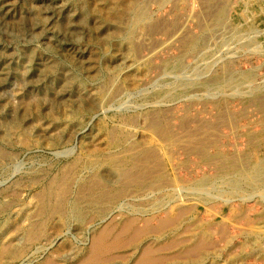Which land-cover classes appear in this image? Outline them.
Instances as JSON below:
<instances>
[{"label": "rangeland", "instance_id": "1", "mask_svg": "<svg viewBox=\"0 0 264 264\" xmlns=\"http://www.w3.org/2000/svg\"><path fill=\"white\" fill-rule=\"evenodd\" d=\"M94 2L0 0V264H264V0Z\"/></svg>", "mask_w": 264, "mask_h": 264}, {"label": "bare ground", "instance_id": "2", "mask_svg": "<svg viewBox=\"0 0 264 264\" xmlns=\"http://www.w3.org/2000/svg\"><path fill=\"white\" fill-rule=\"evenodd\" d=\"M77 1V0H76ZM79 1V0H78ZM149 1V0H148ZM147 0H145V2H148ZM160 1V0H159ZM96 2V1H95ZM94 2V5H93V8L92 9H89V10H91L92 12H93V14L95 15V17H96V21H97V24H98V26L99 27H102L103 25H105V24H107L109 27H108V37L109 36H111V37H117V38H124V37H126L127 36V34L129 33V32H131V30H132V27L134 26V24H136V23H138V22H140V21H143L144 19H145V14H144V12L141 10V5H142V3H144V0H103V4H101V5H99V4H97V3H95ZM201 3V2H200ZM147 4V3H146ZM210 6V5H209ZM208 6V7H209ZM67 7V6H66ZM146 7H147V5H146ZM210 8V7H209ZM66 9V8H65ZM147 9V8H146ZM68 10V9H67ZM76 10V9H75ZM64 11V10H63ZM148 11V10H147ZM207 11V10H206ZM221 11V9H217L216 11H215V13H214V15H221L220 12ZM214 12V11H213ZM87 13H88V9L85 7V6H82L81 7V14H82V18L80 17V21L83 23V24H86V20H84L85 19V17L83 18V16L84 15H87ZM34 14V13H33ZM36 14V13H35ZM34 14V15H35ZM40 14H41V12H40ZM224 14V13H223ZM43 15V14H42ZM78 15V14H77ZM213 15V16H214ZM220 17L221 16H218V19H220ZM74 18V17H73ZM216 18V17H215ZM151 19V18H150ZM150 19H149V21H150ZM39 20V19H38ZM75 21L76 20H70L69 18L68 19H61V20H59L58 22H57V24L59 25V26H62L63 25V27H69L70 28V25H72L73 26V28L75 27V29H77V27H76V24H75ZM152 21V20H151ZM222 21V20H221ZM77 22V21H76ZM144 22H145V20H144ZM153 22V21H152ZM155 22V21H154ZM216 22V21H215ZM149 23V22H148ZM159 24L158 23V21L157 22H155L153 25H152V30L151 31H153V29H157V28H159V27H157V28H155L156 27V25L157 24ZM141 25H142V23H140ZM150 24V23H149ZM148 24V25H149ZM224 24V23H223ZM139 25V24H138ZM145 25H146V23H145ZM161 25V24H160ZM71 26V27H72ZM143 26V25H142ZM137 28V27H136ZM147 28V27H146ZM134 29V28H133ZM148 29V28H147ZM226 29V28H225ZM224 29V30H225ZM150 30V29H149ZM218 30V29H217ZM233 30V32H232V34H231V37H230V39H232V40H234L235 38H238L237 39V41H247L249 38H253V36H249V35H247L246 37H244L245 36V34H243V32H241V30H238V28H233L232 29ZM148 32V31H147ZM219 32V31H218ZM231 32V31H230ZM144 33V32H143ZM215 33V32H214ZM224 33V32H223ZM227 33V32H226ZM220 34H221V32H220ZM219 34V35H220ZM228 34V33H227ZM129 35H130V33H129ZM129 35H128V37H129ZM134 35H135V33H134ZM204 35V34H203ZM214 35V34H213ZM216 35V34H215ZM253 35V34H252ZM178 36V35H177ZM206 36V35H205ZM228 36V35H227ZM131 37H132V34H131ZM219 37V36H218ZM101 38V37H100ZM127 38V37H126ZM138 38V37H137ZM175 38H176V36H175ZM221 38V37H220ZM224 38V37H223ZM147 39V38H146ZM228 39V38H227ZM103 41V40H102ZM249 42V41H248ZM252 42V41H251ZM253 43H255V41H253ZM218 47V46H217ZM224 48V47H223ZM263 48V47H262ZM216 50V49H215ZM125 51V50H124ZM207 52V51H206ZM206 52H205V54H206ZM209 52V51H208ZM215 52V51H214ZM120 54V53H119ZM118 54V55H119ZM211 54V53H210ZM205 56V55H204ZM208 57V56H207ZM116 58V57H115ZM48 59V58H47ZM13 61V60H12ZM48 61V60H47ZM120 63L121 64H124L125 66H127V67H129V66H131L132 65V59L128 56V55H121L120 56ZM196 64V63H195ZM47 66H49V68L48 69H51L50 67L52 66L51 65V63L50 62H48L47 63ZM172 67H174V66H172ZM178 67H181L180 65L178 66ZM126 68V67H125ZM125 70V69H124ZM171 70H172V68H171ZM178 70V69H177ZM129 72V71H128ZM40 73V72H39ZM112 73V72H111ZM82 74V73H81ZM125 74V73H124ZM134 74V73H133ZM82 76H84V75H82ZM103 76V75H102ZM110 76V75H109ZM112 76V75H111ZM156 76V75H155ZM184 76V75H183ZM3 77V76H2ZM92 77V76H91ZM186 77V76H185ZM246 77V76H245ZM75 75H73V74H71V73H64V75H63V82H64V86H63V88L64 89H69L71 86H72V83H73V81L75 80ZM181 78V77H180ZM194 78V77H193ZM110 79V78H109ZM90 80V79H89ZM108 80V79H107ZM116 80V79H115ZM115 80H114V82H115ZM91 81V80H90ZM109 81V80H108ZM111 81V80H110ZM109 81V82H110ZM236 81V79H235V77H233V75H230L229 77H227V78H225V79H220V80H216V81H210V82H207V83H205L204 85H203V87H205V88H208V89H212V88H220L221 86H227L228 87V85L231 87H240L241 85H244V81H246V80H244L243 79V81H238V82H235ZM119 82V81H118ZM194 82V81H193ZM183 84H185L186 86L188 85V82L186 81H184V82H182ZM119 84V83H118ZM121 84V83H120ZM143 84V83H142ZM177 84V83H176ZM250 85V84H249ZM170 86V85H169ZM107 87V86H106ZM174 87H177V85L175 86L174 85ZM174 87H172V88H174ZM242 87V86H241ZM116 89H117V87H115ZM171 88V89H172ZM222 88V87H221ZM243 88V87H242ZM254 88V87H253ZM110 89V88H109ZM175 90V89H174ZM212 90H214V89H212ZM246 90H250V89H246ZM135 91V90H134ZM206 91H208V90H206ZM216 91V90H215ZM244 91V90H243ZM118 92V91H117ZM130 92V91H129ZM168 92V91H167ZM128 93V92H127ZM60 94V93H59ZM128 94H130V93H128ZM131 94H132V92H131ZM169 94V93H168ZM44 95V94H43ZM93 95V94H92ZM167 95V94H166ZM31 96V95H30ZM114 96V95H113ZM132 96V95H131ZM165 96V95H164ZM172 96V95H171ZM196 96V95H195ZM72 97V96H71ZM166 97V96H165ZM194 97V96H193ZM30 98V97H29ZM28 98V99H29ZM58 98V97H57ZM117 98V97H116ZM126 98H127V96H126ZM162 98V97H161ZM31 99H33L34 100V98L33 97H31ZM124 99H125V97H124ZM30 101H32V100H30ZM121 101H124V100H121ZM122 103H124V102H122ZM31 104V103H30ZM113 104V103H112ZM125 104V103H124ZM24 107V106H23ZM79 107V106H78ZM100 107V106H99ZM19 108V107H18ZM102 108V107H101ZM26 110H24L25 112L27 111V108H25ZM107 110V107H105L104 108V110ZM102 110V109H101ZM94 113V112H93ZM28 117V116H27ZM38 121V120H37ZM156 122V121H155ZM0 127H3L2 125H0ZM6 131V130H5ZM137 132V131H136ZM75 135V134H74ZM62 136V135H61ZM174 140V139H173ZM6 153V152H5ZM129 163V162H128ZM123 164V163H122ZM126 164H127V162H126ZM123 167H124V165H123ZM126 167V166H125ZM129 167V166H128ZM127 167V168H128ZM117 169H119L118 170V172L120 173V174H124V173H126L127 171L129 172V168L125 171L123 168H122V166L121 165H119V168H117ZM109 170V169H108ZM113 170H115V169H113ZM123 170V171H122ZM112 171V170H111ZM114 172V171H113ZM123 172V173H122ZM260 172V171H259ZM258 172V173H259ZM128 174V173H127ZM261 174V173H260ZM125 175V174H124ZM252 175H254V178H255V176H257V175H255L254 173L252 174ZM251 175V176H252ZM263 175V174H262ZM110 177V176H109ZM258 177H260V176H258ZM248 178V177H247ZM250 178V177H249ZM253 178V176H252V179H254ZM259 180V179H258ZM250 181V180H249ZM253 182H254V180H253ZM234 183V182H233ZM264 183V182H263ZM239 184V183H238ZM251 185V184H250ZM46 198V197H45ZM81 199V198H80ZM3 200V199H2ZM47 201V200H46ZM5 204V203H4ZM77 204V203H76ZM3 207H4V205H3ZM64 208H66V209H64V211L66 210V211H68L69 213H76V211H77V209H74L73 208V206L71 205V206H69V207H64ZM32 209V208H31ZM79 209V208H78ZM79 212V211H78ZM68 213V214H69ZM65 214V213H64ZM67 214V215H68ZM146 219V218H145ZM124 220V219H123ZM167 221V220H166ZM126 224V223H125ZM107 230V229H106ZM106 232V231H105ZM125 232V231H124ZM118 234V233H117ZM12 236V235H11ZM114 236H116V233L114 234ZM13 237V236H12ZM4 238V237H3ZM95 238V237H94ZM6 239V238H5ZM96 239V238H95ZM133 239H135V238H133ZM200 239H202V238H200ZM100 240V239H99ZM99 240H97V241H99ZM103 240V239H102ZM130 240V239H129ZM127 242H128V240H127ZM9 242H7V244H8ZM17 243V242H16ZM100 243V242H99ZM104 243V242H103ZM132 243V242H131ZM1 244V243H0ZM95 244V243H94ZM135 244V243H134ZM107 245V244H106ZM6 245H3V247H5ZM173 246V245H172ZM46 247V246H45ZM104 247V246H103ZM102 247V248H103ZM109 247V246H108ZM107 247V248H108ZM198 247V246H197ZM132 248V247H131ZM149 248V247H148ZM11 249V248H10ZM96 250V249H95ZM147 250V249H146ZM100 252V251H99ZM148 252V251H147ZM6 254V253H5ZM97 255V254H96ZM108 256V255H107ZM117 256V255H116ZM141 256V255H140ZM173 257V256H172ZM112 258V257H111ZM141 258V257H140ZM144 258V257H143ZM163 259V258H162ZM3 260V259H2ZM53 262V261H52ZM58 263V262H57ZM48 264H49V262H48Z\"/></svg>", "mask_w": 264, "mask_h": 264}]
</instances>
